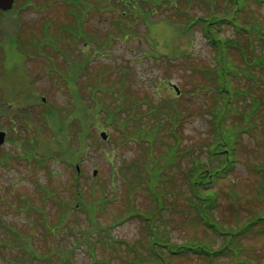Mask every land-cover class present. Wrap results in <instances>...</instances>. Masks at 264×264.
<instances>
[{"label": "rangeland", "instance_id": "374dc122", "mask_svg": "<svg viewBox=\"0 0 264 264\" xmlns=\"http://www.w3.org/2000/svg\"><path fill=\"white\" fill-rule=\"evenodd\" d=\"M89 1L94 9L86 13L84 29L94 32L100 40L110 33L109 47L94 53L96 45L93 42L92 48L86 49L93 56L89 66L91 77L95 80V72L103 73L109 79L106 78L101 86L113 83L120 89L128 87L124 94L126 101L122 103L124 109L109 95L112 89L95 92L97 104H94L91 88L81 86L78 90L70 85L71 91H78V94L76 99L69 98L63 82L73 83L74 78L69 76V71L64 76L60 72L65 71L70 62L66 60V65L58 50L46 51L50 49L46 47L39 50L44 43L57 49L71 43V37L60 33L62 26L71 25L73 21L62 0H52V3L34 0L27 4L24 0H16V10L0 13V97L12 100V110L25 106V100L32 104L29 109L20 110L21 115L11 109L6 112L0 109V130L7 132L5 143L0 145V222H4L0 241L4 242V256L21 258L23 248L31 254L42 253L40 257L53 255V259L62 264H132L134 248L144 253L149 237L141 217L130 216L121 221L132 208L147 214L163 208L157 214L162 219L158 230L152 231V234L157 233L158 242L170 241L176 247L195 239L198 244L214 249L223 246V237L196 222L191 210H185L188 194L185 171L191 159L197 157L209 165L205 155L210 137L206 116L215 95L213 81L211 84L206 81L215 62V53L205 42L200 25L187 27V24L189 19L207 14L210 7L197 0H117V6L113 4L115 0H110L105 2L107 7L111 6L110 10L97 13L95 8L99 3ZM216 5L220 13L226 0H216ZM123 11L130 20L121 24L129 26L133 32L126 38L120 33L122 28L113 21ZM236 17L246 30L256 25L261 26L263 32L264 0H244ZM49 19L52 20L44 29ZM247 33H236L232 25L220 29L224 38L238 40L245 50L253 49L254 52H249L255 59L253 62L262 60L264 42L263 46L258 42L264 40L249 41ZM82 46L83 41L77 40L72 42L70 49L77 53ZM172 53L175 59L167 60L165 57ZM229 57L235 60L233 65L251 68L235 51H229ZM48 67L53 68L52 77ZM255 73L260 75L258 71ZM85 80L88 78L81 82ZM230 82L238 88L235 82ZM170 84L179 88V95ZM253 88L264 102V83L260 81ZM136 90L143 93L138 94ZM147 96L153 106L170 103L184 119L178 124L177 132L165 125L167 131L160 130L151 148L144 144L137 148L132 143H122L124 125L120 123L134 120L131 128L145 124L144 117L149 111L143 108L141 99L144 97L145 101ZM71 101L76 102V108ZM127 105L131 106L130 111ZM87 106L90 112L85 115ZM47 107L58 110L60 123L64 124V127L60 124L62 135L54 133V125L40 123L41 113ZM102 107L119 117L102 120L105 117L99 113ZM73 110L79 112L82 121H78V116L70 123L64 120L67 112ZM254 110L255 115L247 109L242 113V119H249L243 124L238 123L237 115L229 118V122L237 123L241 129L238 134V128L236 133H229L240 145L238 161L231 174L212 186L218 194V206L210 221L226 232H235L254 217L264 216V187L259 194L262 177L256 171L264 162V132L261 129L264 127V103ZM18 115H26L23 126ZM44 116L47 117L45 112ZM15 118L18 120L14 121ZM91 125L98 131L103 129L109 140L102 141L99 132L89 131ZM5 154H10V162L4 163L2 156ZM170 154L176 156L167 159ZM203 168L206 167L201 166ZM27 201L31 207H26ZM88 210H91L92 222ZM185 211L189 212L185 214ZM64 214L65 224H59ZM10 226L13 235L9 232ZM42 226L46 228L44 232ZM103 232L121 242L116 247L111 241L108 245L97 243L98 235ZM236 241L240 250L234 255L226 254L213 262L198 256H180L173 257L170 264H264V235L248 232ZM0 264H5L1 257ZM33 264L44 263L36 261Z\"/></svg>", "mask_w": 264, "mask_h": 264}, {"label": "trees", "instance_id": "16d2710c", "mask_svg": "<svg viewBox=\"0 0 264 264\" xmlns=\"http://www.w3.org/2000/svg\"><path fill=\"white\" fill-rule=\"evenodd\" d=\"M33 1L34 0H24V4L32 3ZM62 1L68 6V12L69 15L73 16V21L71 25L62 26L60 33H66L65 37H71V43H69L68 46H64V45L61 46L62 49H57V47H52V46L51 47L46 46V43H44L42 46L41 45L39 46V50L43 51L45 47L50 48L49 50L46 51L58 50L60 53L59 52H55V53H59L63 57L64 59L63 62L66 65H67L66 60L70 62V65L69 66L67 65L66 70L63 71L62 73L60 72V74L64 76L65 74H67V71H69V76H72L74 78L73 83L63 82L64 88H66V90L70 93V95L68 96L69 98L72 97V100L76 99L78 94V91L76 93H74L73 90L71 91L69 87L70 85H73L78 90L82 89L81 86H83V88H91L89 92L91 91L93 92V96L91 95L90 96L92 99L91 102H94V104H97L96 103L97 100L94 99L96 95L95 92L102 93V91H109L110 89H112V92H109V95H112V97L114 96L116 102L122 107V109H124L122 103L126 101V97H124V94H125V90L127 91L128 87L122 86L120 89L118 85H115L113 83H109V85L106 86H101V84H104L106 82L104 80L108 78L103 73L98 75L99 72H95L94 74L95 80H92L91 77L92 70H89V66L91 65L90 61L93 56H91L90 53H87V50H89V47L92 48V44L94 42L96 45V49H94V53L96 52L98 53L103 50L101 48H104L107 45L109 47V43H110V40L108 38V34L110 33H106L104 40H100L99 37H97L94 32H90L87 29H84L85 15L88 11L92 12L91 9H94L93 7L90 6V3L92 4V1L88 0L90 3L86 0H62ZM197 1L206 3L210 7L208 9L209 11H207V14L205 15L202 14V15H197L195 18L193 17V20L189 19L187 27H192L195 26L196 24H199L205 42L209 47L213 49L215 53L214 65L211 68L209 77H206V81L208 84H211V82L213 81L214 87H212V91H214L215 95H213V103L209 107V112L206 116V121L210 127V137L205 148V155H207V159H208L207 161H209V165L204 164L203 162L205 161H201L197 157L191 159L190 161L191 165L189 164L188 168L185 171V179L188 189V194L186 196L185 210L186 209L191 210L192 218L196 222L201 223L208 230L212 229L214 234L223 237L224 244L223 246L214 249L207 244L205 246L198 244V240L195 239H193V241L191 242L183 243L180 246H176V247H174L170 241H167L166 243L158 242L157 233L152 234V231L158 230L159 222L162 219L160 218V215L157 216V214H159V212H161L163 208H161V210L159 209L158 211H154L152 214H147L145 211L143 212L132 208L131 212L125 214V216L123 217V219H121V221L128 219L130 216L141 217L146 225V230L149 233L148 234L149 237L147 239L148 248L145 249L144 253L134 248V246L130 248V249L133 248L135 249L133 251L134 252L133 258H131L133 259V261L131 262L132 264H170L171 259L173 257H180V256L205 257L210 262H213L216 258H219L221 256H226V254H231V253L232 255L236 254L240 250L238 246V241H236V239L242 237L243 235H246L248 232L264 235V216L254 217V219L248 221L246 224H244L243 227L237 229L235 232L222 231L218 225L210 221V217L212 216V213L214 212L215 208L218 206L217 204L218 194L213 187L220 180L225 179L229 174H231L235 170L236 163L238 161L237 155L239 154L240 145H238V141L236 137L233 138L229 135L230 132L236 133L238 125L237 123H233V121L229 122V118L231 116L237 115L239 118L238 123L243 124L245 122H248L249 119L247 120L244 118L242 119V113L243 112L246 113V109H247V111L250 114L254 113L255 115L256 113L254 112L255 111L254 108H259L264 103L262 100L258 98L256 89L253 88L255 86H258L260 81L264 83V58L262 57L261 58L262 60H256L253 62V60L255 59H253V57H250L249 54V52L251 51L254 52L253 49L245 50L240 45L241 43L238 40L230 37L224 38L220 34V29L225 25H232L235 28L236 33L242 34L243 31H248L249 33H247V37H250L249 41L256 40L257 42L258 40L260 41H262V39L264 40V31L261 32L260 25H259L260 27H256V25H253V27H251L249 30H246L247 27L244 26L240 22V20H238V17H236L239 11L242 9L244 0L243 1L226 0V6L224 8H221L220 13L217 12L216 10L218 9L216 5V0H197ZM50 2L52 3V0H50ZM96 2H98L99 4L95 8V12L99 13L102 10L103 11L110 10L111 6L110 5L108 7L106 6V4L110 2V0H96ZM118 3L119 2L117 0L113 1V4L115 6H117ZM126 10H130V9H126ZM118 15L119 16H117V19L115 18L113 21L120 26L119 28H122V30H120L121 31L120 33L124 35L123 38H126L133 32L129 30V26H123L121 23L126 22V20L128 22L130 19L129 17H127L128 14H126L124 11L123 13L121 12ZM51 20L49 19L44 23L43 25L44 29H46V27L49 26ZM43 31L46 32V30ZM77 40H82L83 46L80 49L76 50L77 53H73L72 49H70V46L72 45V42H75ZM263 42L264 41L258 42V44L262 45L261 43ZM229 51H235L236 53L240 54V56H243L247 61V63H249L251 68L250 69L244 68L240 66V64L237 66L233 65L235 64V60L232 59L229 60L230 58ZM153 56L157 57L156 54H153ZM165 58L167 60H173L175 59V56H173L172 53L170 55H167ZM48 68L50 69L48 73L52 77L53 68L51 67ZM237 68L239 70H236ZM255 71H258L260 75L258 76V74L255 73ZM112 73L113 72H111V74ZM239 74L241 75L240 77ZM86 78H88V80H85L82 83L81 80ZM230 81L235 82L238 88L236 86H233ZM242 82H245L246 86L243 87ZM208 88H211V86H209ZM136 91L138 92V94L143 93L139 90ZM29 92L33 94V90L31 88L29 89ZM146 100L147 102H145ZM237 100L240 101V103L236 102ZM141 101L143 102V108L146 107L145 109L149 111V114H147V116L144 117V120L146 122L143 125V127L139 126V128H137L138 125L131 128V124L134 120L131 121L127 119L128 123L126 122L120 123L121 126L124 125L123 127L124 132H122L121 134L122 135L121 137L124 140L122 141V143L129 142L132 143L137 148H141L142 145L144 144L145 146H148V148H151L154 145L153 143L156 142L158 137L160 136V130L167 131L165 125H168L171 131H176L178 124L182 119H184V116L179 111L176 112L175 109L177 108L172 106L170 103L167 105L162 103L159 106H153L152 103L150 102V96H147L145 101L143 97ZM24 102L26 103L25 106L12 110L11 109L12 100H10L9 98L5 99L3 97H0V109L4 112H6L8 109H11L10 111L17 112L19 115H21L23 112L22 111L20 112V110H23L24 108H26L27 110L32 105L30 104V101L26 102L25 100ZM253 103L255 104L254 108H253ZM71 105L74 108L77 107L75 101H71ZM126 108L129 111L131 110V106L127 105ZM133 108L135 109V107ZM85 109L87 110L85 115H88L90 109L88 108V106ZM44 112L46 113L47 117L44 116ZM99 113L105 116L102 120H106L107 118H111L112 116L119 117L116 114H114V112L112 113L108 112V110L105 107L100 108ZM78 114L79 112H76L74 110L69 111L67 112V115L65 116L64 120L70 123V121L71 122L74 121L76 116H78L79 117L78 121H82V119ZM97 114L98 113H96V115ZM26 115L23 116L25 117ZM23 116L22 117L19 116L20 123L22 126L25 123ZM41 116L42 117H40L39 119L41 120L40 123L42 124V126H46L47 123L48 124L50 123L54 125L53 126L54 133H57V136L63 134L61 130L64 127V124L60 123L61 119L58 114V110L55 107H49V108L47 107L45 111L41 113ZM16 120H18V118L14 119V121ZM57 124L59 127L58 131H57ZM60 124L63 125L62 128H60ZM108 125L111 124H106V126ZM97 126L99 129L100 126L99 125ZM91 129L93 132L96 133L99 132L98 129L97 130L94 129L92 125L89 128V131H91ZM261 129L262 132H264V127H262ZM240 130L241 129L238 128L237 134ZM174 142L176 143L175 140ZM172 148L175 149L176 147H172ZM66 155L67 154L63 155L65 156L63 157L64 159L67 157ZM175 156L176 154H170L166 158L171 159L174 158ZM2 157L4 161V156ZM6 161L9 162L7 158L5 162ZM201 166L206 168L201 169ZM257 167L258 168L256 169V171L262 177L261 183L258 188V193L261 194L262 192H260V188L264 187V162ZM77 180L75 183L76 188H78L79 186L77 184ZM124 185L125 184H123V187ZM93 196L95 197V195ZM26 207H31L30 201L26 202ZM90 212L91 210H88V216H90ZM188 212L189 211H185L184 213L187 214ZM91 217L92 216H90V222H92ZM58 222L59 224L62 223L65 224V214L63 218L58 220ZM161 227L162 226H160V228ZM41 228L43 229V232L46 230L44 226H42ZM0 229L4 231V222H0ZM8 229L11 235H13L14 232H11L13 230V227L10 226L8 227ZM104 230L108 231L107 228H104ZM52 232L55 233V230L53 229ZM109 241H111L113 246L116 244L115 247L121 242L115 239L114 237H112L107 232H103L99 234L98 239L96 240L97 243H102L105 245H107ZM18 242L20 243V241ZM21 249L24 252V256L21 258L14 255L4 256V242L0 241V257L2 258L5 264H22V262L24 264H33V262L36 261H42L44 264H62L60 263V260L58 261L54 260L53 255L40 257V255L43 256L41 252H39L41 254L37 255L34 253L31 254L25 251L23 248ZM47 249L49 250L48 247L46 248V250H44L46 254L48 253ZM61 259L63 260V258Z\"/></svg>", "mask_w": 264, "mask_h": 264}, {"label": "water", "instance_id": "95a60500", "mask_svg": "<svg viewBox=\"0 0 264 264\" xmlns=\"http://www.w3.org/2000/svg\"><path fill=\"white\" fill-rule=\"evenodd\" d=\"M14 0H0V10H9L11 9L13 5ZM175 89L178 91V89L175 87ZM100 136L105 140L107 138L106 134L104 132L100 133ZM5 138V132L0 131V145L3 144ZM96 171H94V174Z\"/></svg>", "mask_w": 264, "mask_h": 264}]
</instances>
